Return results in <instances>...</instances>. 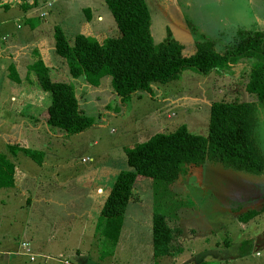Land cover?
<instances>
[{
	"label": "rangeland",
	"instance_id": "374dc122",
	"mask_svg": "<svg viewBox=\"0 0 264 264\" xmlns=\"http://www.w3.org/2000/svg\"><path fill=\"white\" fill-rule=\"evenodd\" d=\"M45 1L0 0V21L7 18L13 24L8 28L0 23V46L6 47V41L18 34L15 44L6 47L19 57L15 75L21 76L22 69L28 68L26 63L36 56L41 58L51 77L72 83L78 110L92 116L93 122L73 134L46 124L49 93L35 88L31 71L19 81L8 77L7 61L0 56V152L7 150L9 141L20 145L19 140L43 152L39 164L16 152L14 162L23 171L22 182L17 187L0 188V250L15 249L24 239L37 252L67 254L85 264H170L171 256L172 264H264V237L260 236L264 234V174L234 169L219 161L183 166L168 185L169 191L164 196L158 191L157 198L153 179L137 174L132 186L139 199L128 200L111 254L100 255V228L94 229L95 219L89 216L90 204L97 203L91 189L93 180L103 181L118 169H131L123 146L158 131H171L180 123L188 131L204 135L210 102L254 100V94L243 87L252 60L239 59L221 73L204 75L184 69L178 78L152 82L150 92L133 93L120 101L108 75L90 85L82 76L72 77L65 59L54 51V26L69 42L89 25L94 33L118 34L104 0H50L54 6L40 17V5ZM144 1L152 43L169 36L181 44L183 53L192 49L194 40L209 38L220 49L241 30L264 27V0H182L180 4L174 0L165 10L157 0ZM85 7L90 10L89 20ZM24 94L33 97L23 103L19 96ZM255 117L257 142L264 152L263 106L256 109ZM85 174L93 177L90 185L83 184ZM111 179L110 175L105 181ZM251 210L254 212L247 219L240 218ZM152 211L177 215L182 252L152 255ZM2 263L32 264L9 251L0 253Z\"/></svg>",
	"mask_w": 264,
	"mask_h": 264
},
{
	"label": "trees",
	"instance_id": "16d2710c",
	"mask_svg": "<svg viewBox=\"0 0 264 264\" xmlns=\"http://www.w3.org/2000/svg\"><path fill=\"white\" fill-rule=\"evenodd\" d=\"M157 1L162 10L170 2ZM104 2L118 30L117 35L94 33L89 25L75 33L69 42L58 26L53 28L54 51L65 59L72 77L82 76L90 85H97L103 75H108L114 93L123 101L133 93L150 92L152 82L164 83L178 78L184 69L204 75L211 71L221 73L239 59L249 58L252 62L243 87L253 93L255 99L210 102L204 135L188 131L185 124L180 123L171 131H158L143 141L123 146L131 169H118L105 176L103 181L98 179L91 183L99 204L94 229L100 228L102 256L113 251L128 200L139 198L137 189L134 191L132 186L137 174L153 179L155 198L158 191L163 196L169 191L168 185L188 164L219 161L234 169L264 174V152L255 133L256 109L264 107V27L258 25L253 29H238L240 32L222 43L220 49H216L209 38L194 40L192 49L183 53L181 44L169 36L152 43L150 16L144 0ZM89 11L88 7L84 8L88 20ZM36 54L39 55V52ZM28 71L32 72L35 88L49 93V102L45 107L46 124L66 134L78 133L92 124V116L78 110L72 83L51 77L47 64L37 56L28 65L27 74ZM7 75L19 81L12 66ZM19 142L20 145L9 141L7 150L0 152V188L17 187L22 181L23 171L14 162L16 152L37 164L41 163L42 150L33 149L22 140ZM110 175L112 179L107 183L105 180ZM87 176L91 175L85 174L83 184L90 185L93 177ZM155 203L161 204L159 199ZM177 207L175 205L173 213ZM253 212H244L240 218L245 220ZM175 214L152 211L150 232L154 257L175 255L182 250L178 242L181 229Z\"/></svg>",
	"mask_w": 264,
	"mask_h": 264
},
{
	"label": "crops",
	"instance_id": "0c3cea01",
	"mask_svg": "<svg viewBox=\"0 0 264 264\" xmlns=\"http://www.w3.org/2000/svg\"><path fill=\"white\" fill-rule=\"evenodd\" d=\"M47 1H50V0H46L45 2H43V3H41V5H40V10H39V12H38V15L40 16V17H44V16H41L39 13H40V11H43V10H47V11H51V7H53L54 6V3H52L50 6L49 5H47ZM177 1V3L178 4H180L181 2H182V0H176ZM174 2V0H170V4L171 3H173ZM7 5V4H6ZM4 6V7H7V6ZM177 5V4H176ZM97 18H98V15L96 16ZM0 23H1V25L2 26H5V27H8L9 28V26H10V24H11V26L13 27V24H12V21L10 22L9 21V19H7V18H4L3 20H1L0 21ZM15 26V28H17V24L16 25H14ZM29 27L31 28L32 27V24H30L29 23ZM18 34H15L13 37H10V39H9V41H6V47H11V46H13L14 44H15V42H16V39L19 37V36H17ZM1 37L2 38H4L5 39V36L4 35H1ZM4 39H2V40H4ZM38 42V41H37ZM1 47V49H0V51H1V54H0V56H2V57H4V60H6L7 61V70H9V67L10 66H12L13 68H15L14 66L19 62V57H18V55L16 54V51L14 50V55H13V52L11 53L10 51H8V49L6 48V47H3L2 45L0 46ZM3 49H6L5 51H3ZM14 58H16V60H14ZM36 59V58H35ZM34 59V60H35ZM14 61V62H13ZM14 64H13V63ZM241 63L242 62H244V60H241L240 61ZM239 63V62H238ZM28 64H30V63H26V66H28ZM22 71H23V73H21V76H25V74H26V72H27V68L26 67H24L23 69H22ZM21 76H19L20 78H21ZM20 80V79H19ZM24 85V84H23ZM21 91H22V89H21ZM32 97H33V94H30V95H25L24 94V97H20L19 96V98L20 99H22V98H24V100L22 101L23 103H24V101H25V99H32ZM167 117H168V114L166 113L165 114ZM166 119V118H165ZM166 122V121H165ZM165 122H162L163 124V126L165 127L166 126V123ZM22 182V181H21ZM83 185V184H82ZM84 187H85V185H83ZM9 188V187H8ZM94 193V192H93ZM95 195H96V193H94ZM93 194V196H95ZM139 199V198H138ZM133 201H137V200H133ZM132 201V202H133ZM98 200H97V203H95V202H92L91 204H90V211L91 212H89L91 215H89L90 217H93V220L95 219V222H96V217H97V213H98ZM89 216H87V218L86 219H88V217ZM123 220V219H122ZM94 225H95V223H94ZM261 237H264V234H261L260 235ZM21 240H24V239H21ZM20 241V240H19ZM179 242V241H178ZM180 243V242H179ZM202 245V244H201ZM199 246H200V243H199ZM198 246V247H199ZM14 248H10V249H8L9 251H11V250H13ZM33 250H35L34 248H33ZM7 250L6 249H4V250H0V253H4V252H6ZM180 252H182V251H180ZM39 253H49L50 254V252H39ZM179 253V252H178ZM67 255V254H66ZM73 256V255H72ZM163 256V255H162ZM72 259L77 263V264H85L84 263V261H81L80 259H76L74 256L72 257ZM173 259H174V256H171V260L168 262V263H170V264H172V261H173Z\"/></svg>",
	"mask_w": 264,
	"mask_h": 264
},
{
	"label": "built area",
	"instance_id": "2783aa9c",
	"mask_svg": "<svg viewBox=\"0 0 264 264\" xmlns=\"http://www.w3.org/2000/svg\"><path fill=\"white\" fill-rule=\"evenodd\" d=\"M50 4L49 1L46 2ZM45 11H40L43 16ZM7 250L6 252H8ZM9 252L23 255L32 264H77L69 255L66 254H52L39 253L32 249L29 243L25 240H20L17 247ZM3 264V263H2Z\"/></svg>",
	"mask_w": 264,
	"mask_h": 264
}]
</instances>
